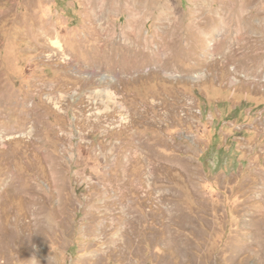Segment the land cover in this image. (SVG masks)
Here are the masks:
<instances>
[{
	"label": "rangeland",
	"instance_id": "rangeland-1",
	"mask_svg": "<svg viewBox=\"0 0 264 264\" xmlns=\"http://www.w3.org/2000/svg\"><path fill=\"white\" fill-rule=\"evenodd\" d=\"M0 264H264V0H0Z\"/></svg>",
	"mask_w": 264,
	"mask_h": 264
},
{
	"label": "bare ground",
	"instance_id": "bare-ground-1",
	"mask_svg": "<svg viewBox=\"0 0 264 264\" xmlns=\"http://www.w3.org/2000/svg\"><path fill=\"white\" fill-rule=\"evenodd\" d=\"M228 5V4H227ZM226 7V6H225ZM228 7H229V5H228ZM227 8V7H226ZM202 11V10H201ZM203 14V13H202ZM202 14H200V15H202ZM227 14V13H226ZM243 19H244V17H243ZM245 19H247V18H245ZM245 21V20H244Z\"/></svg>",
	"mask_w": 264,
	"mask_h": 264
}]
</instances>
